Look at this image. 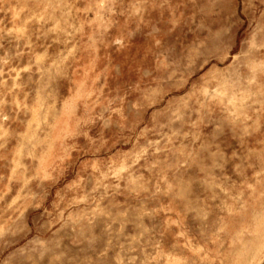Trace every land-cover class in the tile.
<instances>
[{"label":"rangeland","instance_id":"rangeland-1","mask_svg":"<svg viewBox=\"0 0 264 264\" xmlns=\"http://www.w3.org/2000/svg\"><path fill=\"white\" fill-rule=\"evenodd\" d=\"M66 2L75 3L71 13L62 9L70 28L37 0H0V185L33 176L30 191L16 190L26 223L16 222L13 194L0 229L11 239L38 224L25 243L40 248V264H224L252 230L249 206L264 199V102L247 90L228 94L216 64L188 84L203 38L191 0H115L102 15L86 10L87 0ZM207 104L227 127L200 118ZM146 125L153 150L177 152L183 211L179 196L117 190L103 174V154ZM85 146L96 155L85 153L82 167L95 182L77 176L61 208L41 194L44 172L28 171L32 158L46 165ZM11 250L0 238V264H11Z\"/></svg>","mask_w":264,"mask_h":264},{"label":"clouds","instance_id":"clouds-1","mask_svg":"<svg viewBox=\"0 0 264 264\" xmlns=\"http://www.w3.org/2000/svg\"><path fill=\"white\" fill-rule=\"evenodd\" d=\"M114 3L115 0H87L86 10L94 9L98 15H102L104 12L111 11ZM191 3L200 21L199 27L203 38L195 45L198 56L194 57L188 68L192 74L188 84L198 81L204 72L216 64L222 75L230 81V85L227 86L228 94L239 95L241 90H247L253 96H259L264 102V0H191ZM42 5L45 8H51L54 12L60 10L61 19L56 20L55 23H64L67 27H71L67 23L68 13L63 12L62 9L67 8L71 13L75 7L74 2L69 5L66 0H48L45 5L44 0H37V7ZM74 35L75 32H69V37ZM215 84L224 88L226 82L217 80ZM208 87H213V84H209ZM184 91L187 89L185 88ZM200 118L209 124H214L217 128L227 127L224 123L226 117L212 104L204 107ZM153 131L154 129L148 128L147 125L143 131L138 127L130 129L127 140L118 146H113L108 153L103 154L100 167L108 178V184L114 189L126 190L129 193L140 191L147 193L154 189L155 191L152 192L154 196L157 194L179 196L181 198L177 200V205L183 211L185 189L180 183L182 177L178 175L181 165L177 159V152L165 147H156L153 150V142L144 134ZM161 139L165 138L161 135ZM165 144H168L167 140ZM124 145H127L126 149ZM141 145L144 147L141 148ZM31 147L35 148L36 145ZM137 150H139L138 155ZM85 153L89 156L96 155L90 147L85 146L79 150V154L67 158L57 155L55 161L46 165L41 161L39 154L33 156V163L28 171L31 173L35 169L37 176L41 171L44 172L42 179L45 183L41 194H46L48 201L55 202L59 207L64 208L72 195L68 188L78 184L77 176L85 178L91 188L95 182L94 174L82 167V158ZM188 155L191 156V153ZM207 159V156L200 154L202 172L209 167L205 163ZM185 163L189 161L185 160ZM260 164L264 170V154L260 157ZM189 166H191L190 163ZM8 179L9 181L17 179L20 183L14 184L11 189L7 185H0V208L6 212L5 205L11 207L8 201L13 194L17 195L19 203H16L13 215L16 216V222L26 223L21 219L25 204L16 190L19 188L21 192L30 191L26 185L33 176L21 178L18 175ZM260 195L264 197V191ZM61 200L64 201L62 204ZM16 210H19L21 215H16ZM248 214L252 230L246 232L245 243L233 250L226 257L224 264H260V260H264V199H258L256 203L250 205ZM28 223L29 227L18 238L9 239V230L0 229V238L5 239V242L12 247L10 252L14 253L11 264H40L44 258L39 247H30L25 243L40 228L38 224ZM41 234L44 235L43 232ZM21 246L23 251L20 250ZM257 253H259V260ZM162 264H170V261L163 260Z\"/></svg>","mask_w":264,"mask_h":264}]
</instances>
